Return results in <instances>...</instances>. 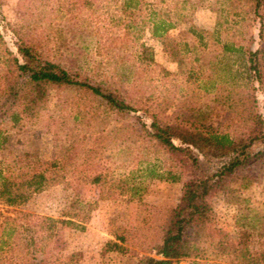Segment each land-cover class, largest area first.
Returning a JSON list of instances; mask_svg holds the SVG:
<instances>
[{"label": "rangeland", "instance_id": "obj_1", "mask_svg": "<svg viewBox=\"0 0 264 264\" xmlns=\"http://www.w3.org/2000/svg\"><path fill=\"white\" fill-rule=\"evenodd\" d=\"M137 1L125 8L121 0H0V55L14 53L17 39L34 43L41 59L98 83L136 111L116 113L91 95L60 88L31 120L4 125L0 169H12L25 154L36 158L38 169L53 159L58 168L48 170L47 186L24 204H0V224L17 218L0 264L156 258L158 227L177 205L181 185L166 178L168 157L148 140L142 109L167 121L200 115L222 132L233 127L235 108L223 98L231 92L228 104H234L242 54L258 47L259 30L264 37V3L255 17L248 0ZM153 25L165 29L159 38ZM255 96L264 120V90ZM93 176L100 189L89 184ZM210 204V221L193 241L202 258L171 264H222L214 245L230 243L238 231L248 234L249 251L264 254V153L226 178ZM19 213L29 217L20 221ZM36 218L70 220L82 230L61 227L47 237ZM119 231L123 243L112 236Z\"/></svg>", "mask_w": 264, "mask_h": 264}, {"label": "trees", "instance_id": "obj_2", "mask_svg": "<svg viewBox=\"0 0 264 264\" xmlns=\"http://www.w3.org/2000/svg\"><path fill=\"white\" fill-rule=\"evenodd\" d=\"M86 3V0H78ZM124 7L134 6L137 0H121ZM133 3V4H132ZM255 17L264 0H248ZM164 27L153 25L151 32L156 38L164 33ZM259 44L253 51H245L241 74V86L234 104L231 92L223 98L225 106L235 108L236 117L231 129H213L202 116L196 120L159 119L142 109L146 124L142 123L145 134L156 150L162 151L169 160L170 170L166 178L180 184V196L174 208L166 211L159 227V242L153 246L156 258L145 256L135 264H171L182 259L198 260L201 251L194 240L204 232L210 221V201L222 188L226 178L245 165L252 156L264 153V120L258 111L255 93L264 90V37L258 32ZM261 40V41H260ZM14 53L5 49L0 55V150L7 141L4 125H19L31 120L53 89H72L100 100L107 110L120 114L136 112L120 98L102 88L98 83L80 78L66 71L60 65L40 58L34 43L17 39ZM224 50H228L224 49ZM254 148L256 151L254 152ZM36 158L23 155L12 169H0V204L16 207L29 200L31 195L41 192L47 186V172L57 169L55 159L45 162L46 167L38 169ZM99 176L91 177L89 184L101 188ZM124 189V187H122ZM124 193V191H123ZM18 214V213H17ZM29 217L19 213L18 219ZM43 225L47 237L57 235L61 227H82L70 220L36 218ZM17 218H3L0 224V250L7 246V240L14 232ZM12 223V224H11ZM114 240L123 243L120 231L112 234ZM193 239V240H192ZM111 250H121L120 245L107 242ZM213 255L222 264H262L263 253H252L248 249V234L238 231L230 243L218 241ZM72 254L66 256L70 261ZM36 264H45L37 260Z\"/></svg>", "mask_w": 264, "mask_h": 264}]
</instances>
